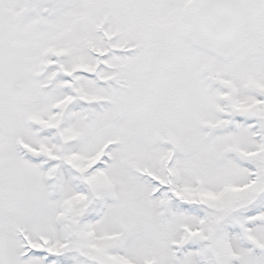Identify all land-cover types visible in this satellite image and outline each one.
<instances>
[{"label": "snow or ice", "instance_id": "obj_1", "mask_svg": "<svg viewBox=\"0 0 264 264\" xmlns=\"http://www.w3.org/2000/svg\"><path fill=\"white\" fill-rule=\"evenodd\" d=\"M0 264H264V0H0Z\"/></svg>", "mask_w": 264, "mask_h": 264}]
</instances>
